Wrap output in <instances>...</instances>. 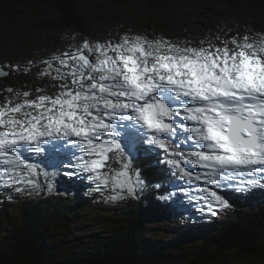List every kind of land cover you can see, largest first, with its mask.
I'll return each mask as SVG.
<instances>
[{"label": "snow or ice", "instance_id": "6c2138e0", "mask_svg": "<svg viewBox=\"0 0 264 264\" xmlns=\"http://www.w3.org/2000/svg\"><path fill=\"white\" fill-rule=\"evenodd\" d=\"M41 63L37 75L55 91L15 92L0 105V189L52 192L63 175L117 202L154 187L182 219L264 189V33L173 42L129 30ZM140 159L161 180L147 181Z\"/></svg>", "mask_w": 264, "mask_h": 264}, {"label": "rangeland", "instance_id": "374dc122", "mask_svg": "<svg viewBox=\"0 0 264 264\" xmlns=\"http://www.w3.org/2000/svg\"><path fill=\"white\" fill-rule=\"evenodd\" d=\"M77 1L78 10L86 20L87 29L85 30L71 26L55 29L53 26L60 20V15L50 7L13 6L12 0H0L2 3L0 6V62L6 67L24 66L30 61L38 65L27 73L14 71L9 78L0 79V105L13 99L15 92L31 90L35 96L37 87L47 90L39 93L40 95L54 92L55 89L51 90L43 82H39L43 78L38 77V70L45 67L41 61L53 54L69 50L70 45L79 44L84 38L91 41L105 40L116 37L118 34L128 33L129 30L131 33H148L157 37H166L173 42L185 39L199 41L206 37L224 36L228 30H231L233 35L236 32L243 34L244 30L264 33V11L257 9L251 0H126V3L121 6H114L108 0ZM8 88L13 89V92L5 91ZM56 186L57 190L52 192L45 189L44 200L56 202L66 199L62 191L63 187ZM87 191L86 188L81 194L82 205L78 210L79 214L74 215L73 220L51 226L53 239L50 241H61L68 252L79 249L81 243H88L84 242L89 239L88 235L110 227L106 219H99L103 215L102 212L118 211L119 207H126V203L129 202L127 200L129 198L117 202H106L100 193L86 194ZM24 195L27 198L39 196L34 191L31 194L25 192ZM156 202L161 209L165 206V203ZM10 205H14L13 200L10 201ZM194 213L195 219H182L178 216L175 217V222L168 220L148 224L145 231L168 242L167 238L178 235L177 228H179V233L183 237L193 236L192 240L186 238L184 240L187 241L186 250L194 251L200 245L197 231L204 228L215 229L221 217V214L216 215L210 222V227H206L207 224L201 221L207 216ZM184 251L179 250L176 253ZM166 264H264V261L236 255H230L221 260L200 259L192 254L179 261L178 258H174Z\"/></svg>", "mask_w": 264, "mask_h": 264}, {"label": "trees", "instance_id": "16d2710c", "mask_svg": "<svg viewBox=\"0 0 264 264\" xmlns=\"http://www.w3.org/2000/svg\"><path fill=\"white\" fill-rule=\"evenodd\" d=\"M108 1L114 6L126 3V0ZM251 2L257 9L264 11V0ZM12 4L54 9L60 15V20L53 26L55 29L64 26L87 29L77 0H12ZM42 78L39 82L53 90L49 77ZM135 166L141 169L147 181L154 183L161 180L158 169L149 166L148 160L140 159L135 162ZM39 180L42 181V176ZM86 183L80 181L79 187L85 190ZM63 190L66 199L51 202L42 199L45 190L34 191L39 196L27 198L24 193H17L10 188L0 189V264H166L174 258L179 261L192 254L200 259L221 260L236 255L264 261V189L256 188L246 196L232 197L229 200L231 206L217 212V216L221 214L218 227L198 230L200 245L196 250L188 251L184 239L192 240L193 236L183 237L179 228L178 235L167 238L168 242L153 235L147 238L144 229L148 224L176 221L175 217H178L167 204L161 209L153 199L157 190L149 187L141 198L127 199L129 202L126 207L102 212L99 219H106L110 227L88 235L89 239L84 241L88 243H81L79 249L71 252L65 250V244L61 241H50L53 239L51 226L69 222L74 215L79 214L82 205L79 192L83 190L66 183H63ZM12 200L14 205H10ZM214 218L207 216L201 222L210 227ZM179 250L185 251L176 253Z\"/></svg>", "mask_w": 264, "mask_h": 264}, {"label": "water", "instance_id": "95a60500", "mask_svg": "<svg viewBox=\"0 0 264 264\" xmlns=\"http://www.w3.org/2000/svg\"><path fill=\"white\" fill-rule=\"evenodd\" d=\"M0 67H2V71L3 72H7L8 73L7 76L13 75L12 70L5 68L2 63H0ZM4 77H5L4 75H0V78H4Z\"/></svg>", "mask_w": 264, "mask_h": 264}, {"label": "bare ground", "instance_id": "6f19581e", "mask_svg": "<svg viewBox=\"0 0 264 264\" xmlns=\"http://www.w3.org/2000/svg\"><path fill=\"white\" fill-rule=\"evenodd\" d=\"M7 76V75H6ZM80 182V181H79ZM2 196V195H1ZM154 196V195H153ZM152 197V196H151ZM1 200V199H0ZM82 201V200H81ZM2 203V202H1ZM72 220V219H71ZM44 222V221H43ZM184 223V222H183ZM8 226V225H7ZM186 227V226H185ZM161 231V230H160ZM170 238V237H169ZM31 245V244H30ZM17 247V246H16ZM225 247V246H224ZM133 252V251H132ZM212 254V253H211Z\"/></svg>", "mask_w": 264, "mask_h": 264}]
</instances>
